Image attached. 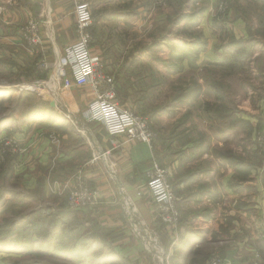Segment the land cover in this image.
<instances>
[{"label":"crops","instance_id":"obj_1","mask_svg":"<svg viewBox=\"0 0 264 264\" xmlns=\"http://www.w3.org/2000/svg\"><path fill=\"white\" fill-rule=\"evenodd\" d=\"M233 1L0 0V67L18 74L20 81L39 84L19 86L45 90L42 96L50 105L30 122H11L0 129V140L14 138L22 148L3 161L2 195L19 196L31 214L48 210L44 211L48 218L66 224L77 215L90 216L107 228L113 253L131 264H205L212 254L221 255L222 264H242L256 251L264 255V156L257 153L255 162L244 156L237 170L230 157L223 155L234 152L233 148L218 149L215 146L222 145L218 139L213 148L212 139L204 141L203 148L195 140L171 151L168 144L169 151L160 152V162L169 171L179 221L174 227L160 224L144 187L146 172L153 158L159 157L156 148L144 142L112 145L103 124L87 117V106L94 99L92 88L76 87L70 75L60 80L55 77L58 59L76 39L73 10L77 2H87L92 12L88 27L91 52L103 59L127 98L131 83L151 76L148 70L157 64L155 47L182 52V56L175 52V63L195 70L205 66L204 61H213L207 57L216 59L219 46H231L228 37L240 31L244 37L250 34ZM221 3L228 10L219 11ZM218 13H226L225 28L232 31L224 42L211 26ZM29 18L39 23L38 46L28 44L19 33ZM10 59L17 60L16 67L4 63ZM41 60L48 63L44 77L28 75L27 81L24 69ZM213 78L209 86L218 79ZM168 139L173 140L163 141ZM76 171L97 195L93 204L79 210L67 205ZM9 201L4 200L1 209ZM7 217L14 224L21 213ZM23 217L29 221L27 215ZM154 254H162L163 259Z\"/></svg>","mask_w":264,"mask_h":264},{"label":"rangeland","instance_id":"obj_2","mask_svg":"<svg viewBox=\"0 0 264 264\" xmlns=\"http://www.w3.org/2000/svg\"><path fill=\"white\" fill-rule=\"evenodd\" d=\"M234 1L232 4L239 5L237 6L239 15H245V18L243 15L242 17L246 28L248 25L252 28L257 27L258 32L250 30L248 31L250 34L244 37L237 28L240 34L234 33L232 39L228 37L231 46L228 48L219 46L217 58L207 57L213 61H204L208 64L195 70L193 67L184 68L175 63L177 51L169 53L165 52V47L157 46L155 47L157 66L154 65L148 70L151 76L143 82L131 83L127 98L123 94H118L121 104H126L125 106L134 112L148 118L159 162L162 149L166 152L169 149L170 151L173 148L177 149L188 140H195V144L203 148L204 141L212 139L213 148L217 145L218 139L217 141L222 143L215 146L218 149L233 148L236 155L241 157L247 155L251 160L254 158L253 162L256 161L257 153L264 156L262 155L264 147L261 148L264 144V35L261 33L258 35L259 31L264 33V0H250L247 3L242 0H237L236 3ZM219 5V11L228 10L227 4ZM225 16L226 13H220L211 20L212 28L219 32L220 42H224L225 35L232 32L225 28V23L229 22ZM238 42L243 43V46L237 44ZM177 53L183 55L182 52ZM166 57L171 58L165 59ZM15 61L17 62L10 59L4 63L15 66ZM36 68L38 67L33 62L28 69H24L27 81L29 74L35 75ZM198 77L202 82L197 79ZM213 77L218 79L209 86V83L214 81ZM191 78L198 80V84L201 82L202 91L198 95L193 92L187 97L183 95L178 100L173 99L178 93L179 86H186ZM19 85L31 87L35 83L20 81L18 74L0 69V87L10 90L0 91V129L11 122L17 125L21 122H30L38 111L49 110L50 105L42 96L45 90H38L36 87L26 90L21 89ZM57 87L59 89L60 83ZM225 109L232 111L227 115ZM45 116L46 119L50 118L48 114ZM242 116L252 125L258 124L254 130L246 126L247 121H244ZM229 124H233L232 127ZM168 137L173 140L163 141V138ZM5 138L11 137L5 136L0 142ZM17 146L20 151L21 145L17 143ZM19 151H3L0 144L1 179L6 167L3 164V161H6L5 157ZM77 173L76 171L73 177ZM50 189L52 191V186ZM2 194L0 189L1 264H131L113 253V244L106 235L107 228L99 226L90 216L89 219H85L86 215H77L73 222L66 224L53 219L54 217L48 218L49 214L45 213L48 210L38 211L36 215L31 214L30 211H26L28 206L19 200V196L10 197V194ZM8 198L10 201L1 209V204ZM17 211L21 213V218L14 220V224L10 217L4 218L9 214L17 216ZM25 215L29 221L23 217ZM255 253L260 255L261 264H264V255L258 251ZM154 255L163 259L162 254ZM252 257L242 264L249 262Z\"/></svg>","mask_w":264,"mask_h":264},{"label":"built area","instance_id":"obj_3","mask_svg":"<svg viewBox=\"0 0 264 264\" xmlns=\"http://www.w3.org/2000/svg\"><path fill=\"white\" fill-rule=\"evenodd\" d=\"M158 1L163 2L164 0ZM73 12L76 39L66 47L65 52L58 59L55 77L60 80L70 75L76 87L87 85L92 88L94 99L87 106V117L103 124L112 145L134 142L152 145L153 133L148 118L121 104L114 77L107 72L103 59L93 54L89 48L91 33L88 27L93 21L89 4L77 2ZM19 31L28 44L38 46L41 43L39 23L35 19L29 18L19 27ZM37 67L40 70H46L48 63L46 60H41L37 63ZM12 139L5 138L0 142L3 151L19 150L16 141ZM146 174L147 180L144 187L155 205L158 218L166 225L176 226L179 221V210L174 189L168 178L167 166H162L158 160L153 158ZM72 180L67 191L68 207L76 209L93 204L97 198L96 192L81 173L75 174ZM259 257L260 255L255 253L246 264H261ZM222 262L221 255L213 254L205 264H222Z\"/></svg>","mask_w":264,"mask_h":264},{"label":"trees","instance_id":"obj_4","mask_svg":"<svg viewBox=\"0 0 264 264\" xmlns=\"http://www.w3.org/2000/svg\"><path fill=\"white\" fill-rule=\"evenodd\" d=\"M220 13L217 14V16H219ZM216 16V17H217ZM252 27L250 25L247 26V31L250 32V30ZM20 33V31H19ZM241 46H243V43H237ZM47 70H40L38 68H36V70L34 71L35 72V75L40 77V78H43L44 77V73L46 72ZM30 75V74H29ZM196 79L195 78H191L189 84H187L186 86H179V90H178V93L174 96L173 99L175 100H178L180 96H183L184 97H187L189 94H193V92H195V94L197 93V95L199 94L200 92V89H201V85L198 84L197 80L195 81ZM117 83V82H116ZM133 84V83H132ZM131 84V85H132ZM0 91H5V92H9L10 90H7V89H0ZM117 95L118 94H122V89L120 90L119 86H118V83H117ZM119 96V95H118ZM182 99V98H180ZM227 115L229 112H231L232 110H229L228 109H225ZM243 119V118H242ZM244 121H247V119H243ZM248 122V123H247ZM246 122V126L248 125L250 127L251 130H254L255 126H257L258 124H255V125H252V123L248 120ZM233 124H229V126H231ZM232 127V126H231ZM154 145V139L152 140V147ZM264 147V144L261 148ZM223 155H228L230 157V159L233 161L234 165H235V168L238 170L240 167H242V163H243V157L239 156V155H236L234 152H231V151H227L226 153H224ZM262 155H264V151L262 152ZM158 160V159H157ZM159 161V160H158ZM146 178H147V174H146ZM147 180V179H146ZM155 214L157 216V212H156V209H155ZM158 218V216H157ZM159 219V218H158ZM159 223L162 224L163 222L159 219ZM164 224V223H163ZM25 264V263H23ZM246 264V263H245Z\"/></svg>","mask_w":264,"mask_h":264},{"label":"water","instance_id":"obj_5","mask_svg":"<svg viewBox=\"0 0 264 264\" xmlns=\"http://www.w3.org/2000/svg\"><path fill=\"white\" fill-rule=\"evenodd\" d=\"M35 85H39V84L36 83ZM21 88H22V89H25L24 87H21ZM0 89H1V87H0Z\"/></svg>","mask_w":264,"mask_h":264}]
</instances>
